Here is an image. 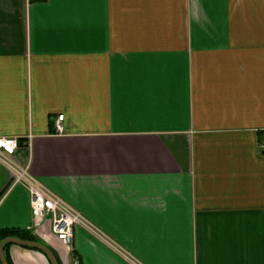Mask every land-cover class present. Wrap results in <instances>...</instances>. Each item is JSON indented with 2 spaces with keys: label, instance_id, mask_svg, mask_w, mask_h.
I'll return each mask as SVG.
<instances>
[{
  "label": "crops",
  "instance_id": "1",
  "mask_svg": "<svg viewBox=\"0 0 264 264\" xmlns=\"http://www.w3.org/2000/svg\"><path fill=\"white\" fill-rule=\"evenodd\" d=\"M9 137L141 264H264V0H0ZM13 180L0 162V229L29 230ZM34 235L61 264H132L83 228Z\"/></svg>",
  "mask_w": 264,
  "mask_h": 264
},
{
  "label": "built area",
  "instance_id": "2",
  "mask_svg": "<svg viewBox=\"0 0 264 264\" xmlns=\"http://www.w3.org/2000/svg\"><path fill=\"white\" fill-rule=\"evenodd\" d=\"M35 1L37 0H27L28 4ZM63 119V115L59 116L56 124L57 131L62 130ZM19 146L20 142L17 138H0V162L11 170L14 179L13 186L23 185L29 192L33 216V225L29 231L35 234L49 229L58 241L70 248L77 228H83L107 244L125 260L132 264H141L131 253L96 228L81 212L35 177L29 167L20 166L14 160ZM70 264H80L79 258L73 256Z\"/></svg>",
  "mask_w": 264,
  "mask_h": 264
},
{
  "label": "water",
  "instance_id": "3",
  "mask_svg": "<svg viewBox=\"0 0 264 264\" xmlns=\"http://www.w3.org/2000/svg\"><path fill=\"white\" fill-rule=\"evenodd\" d=\"M8 245H11V246L18 245L21 247L35 249L41 252L42 254H44L47 257V259L50 260L51 264H59L52 250L46 245L39 243V242H35L31 240H23V239L14 238V237L5 238L4 240L0 242V261L2 264H8L6 256H5V248Z\"/></svg>",
  "mask_w": 264,
  "mask_h": 264
},
{
  "label": "trees",
  "instance_id": "4",
  "mask_svg": "<svg viewBox=\"0 0 264 264\" xmlns=\"http://www.w3.org/2000/svg\"><path fill=\"white\" fill-rule=\"evenodd\" d=\"M9 237H14V238H20L23 240H31V241H35V242H39L42 243L44 245H46L44 242H42L39 238H37L36 235H34L31 231L29 230H20V229H0V242L2 240H4L5 238H9ZM47 246V245H46ZM11 247V245L6 246L5 248V256L7 259L8 264H13L11 257H10V253H9V248ZM48 247V246H47ZM26 248V247H25ZM50 248V247H49ZM30 250H35L32 248H27ZM51 249V248H50ZM52 250V249H51ZM52 252L54 253V255L56 256L59 264H61L60 259L58 258V256L56 255V253L52 250ZM49 260V259H48ZM50 262V260H49ZM0 264L1 261H0ZM51 264V262H50Z\"/></svg>",
  "mask_w": 264,
  "mask_h": 264
}]
</instances>
